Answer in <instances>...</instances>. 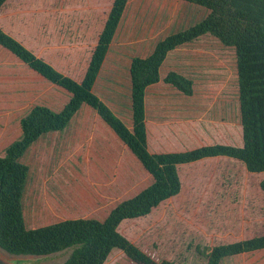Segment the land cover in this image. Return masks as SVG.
I'll return each mask as SVG.
<instances>
[{
    "label": "crops",
    "instance_id": "crops-1",
    "mask_svg": "<svg viewBox=\"0 0 264 264\" xmlns=\"http://www.w3.org/2000/svg\"><path fill=\"white\" fill-rule=\"evenodd\" d=\"M50 6L49 0H6L0 7V28L58 71L80 82L101 30L93 37L92 15H78L77 12L67 14L66 10H62L63 14L53 18ZM55 23H63L62 27H65L63 32L58 31V35L52 32L57 29ZM162 31H157L155 35L158 36ZM115 36L93 89L130 126L131 59L148 55L155 42L164 36L158 37L156 41L151 40L148 45L139 40L138 44L122 47L113 46ZM200 37L169 51L160 67V79L146 89L145 125L148 149L151 152H176L195 148L187 147L183 140L195 133L194 127L188 124L194 120V114L202 108L201 102L204 100L194 94V81L185 71L187 65L184 58L175 54ZM170 71L192 81V94H183L163 81ZM159 84L170 88V93L150 95L149 91H155L154 88ZM115 86L124 87L126 91L123 93L115 89ZM69 97L70 93L66 89L49 82L0 45V155L19 137L20 119L32 106L45 105L59 111ZM213 108L209 106L204 109L211 112ZM212 122L208 120L207 126L221 135V125ZM213 143L220 142L206 144ZM208 158L228 163L238 161L222 155ZM20 160L29 168L24 193L27 191L29 198L36 201L34 206L38 207L40 198L46 200L41 208L59 204L60 199L69 204L70 209L66 212L70 215L48 224L80 217L103 220L119 201L143 189L146 185L140 187V183L148 175L128 146L96 110L85 103L64 129L40 135ZM198 161L180 164L178 167ZM229 179L235 186L241 181L236 174ZM200 198L201 203L187 207L191 209L187 213L195 214V209L197 214L202 213L204 245L226 244L264 234V191L261 189H226L204 194ZM149 214L142 218H147ZM195 234L192 230L189 242L198 247L200 240H196Z\"/></svg>",
    "mask_w": 264,
    "mask_h": 264
},
{
    "label": "trees",
    "instance_id": "trees-1",
    "mask_svg": "<svg viewBox=\"0 0 264 264\" xmlns=\"http://www.w3.org/2000/svg\"><path fill=\"white\" fill-rule=\"evenodd\" d=\"M5 1L0 0V7ZM182 1L202 7L206 13L193 25L157 40L148 55L131 59L130 126L93 89L128 0L112 1L80 82L58 71L0 28L1 46L70 93L59 111L45 105L32 106L20 119L19 137L0 155V247L5 251L27 255L72 248L63 262L53 264H103L113 249H119L135 264H176L168 259L155 261L119 231L121 222L148 215L177 195L181 189L180 164L222 155L241 161L250 173L264 171V0ZM204 34L215 36L235 52L241 145L213 143L184 151L151 152L145 125L146 89L160 79V67L169 51ZM163 81L183 94H192V81L177 72H168ZM83 103L95 109L128 146L151 181L132 197L119 201L103 220L70 218L29 228L22 202L29 168L20 158L40 135L64 129ZM259 187L264 191V178ZM202 248L198 251L205 256V264H223L225 257L264 249V234Z\"/></svg>",
    "mask_w": 264,
    "mask_h": 264
},
{
    "label": "rangeland",
    "instance_id": "rangeland-1",
    "mask_svg": "<svg viewBox=\"0 0 264 264\" xmlns=\"http://www.w3.org/2000/svg\"><path fill=\"white\" fill-rule=\"evenodd\" d=\"M113 0H49L53 18L63 14L92 15L93 37L101 30ZM205 9L182 0H129L118 27L113 46L138 44L139 40L147 45L170 32L193 25L205 15ZM173 16V17H172ZM51 17V18H52ZM172 17L171 19H168ZM56 30L64 31L63 23H55ZM163 30L158 36L157 31ZM140 43V42H139ZM184 58L185 71L194 81V94L200 96L202 108L197 109L189 127L195 133L183 140L187 147L206 143L220 142L241 145V125L239 123L235 52L224 46L215 36L206 34L195 43L178 50L175 54ZM178 59V58H177ZM101 90V88H99ZM123 93L125 88L115 86ZM154 93H170V88L157 85ZM214 108L211 112L204 109ZM221 125V135L207 126V121ZM224 125V128L222 127ZM204 132V133H201ZM208 132V133H206ZM211 132V133H210ZM206 133V134H205ZM181 180L180 192L155 207L147 218H134L121 222L119 231L150 255L155 261L168 259L176 264H205L206 258L199 253L203 250L204 226L202 213L188 214L187 207L201 203L204 194L226 189L259 190V181L264 171L250 173L241 161L228 163L217 158H208L178 167ZM236 174L241 180L237 185L229 177ZM149 174L142 180L140 187L150 183ZM238 182V180H237ZM25 191L23 209L27 227H37L70 215L69 204L60 199L59 204L41 208L46 200L40 198L38 207L34 206ZM195 197V198H194ZM50 202V201H49ZM197 206V205H196ZM66 212V213H64ZM192 230L198 236L199 248L189 242ZM202 238V239H200ZM231 240V238H228ZM67 255V254H66ZM58 257L62 261L65 256ZM223 264H264V249L225 257ZM103 264H135L121 250L113 249Z\"/></svg>",
    "mask_w": 264,
    "mask_h": 264
},
{
    "label": "water",
    "instance_id": "water-1",
    "mask_svg": "<svg viewBox=\"0 0 264 264\" xmlns=\"http://www.w3.org/2000/svg\"><path fill=\"white\" fill-rule=\"evenodd\" d=\"M72 248H66L64 250L47 253V254H11L0 247V264H53L63 262ZM67 254V255H66ZM65 256L62 261L56 259L61 256Z\"/></svg>",
    "mask_w": 264,
    "mask_h": 264
}]
</instances>
